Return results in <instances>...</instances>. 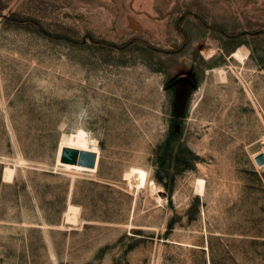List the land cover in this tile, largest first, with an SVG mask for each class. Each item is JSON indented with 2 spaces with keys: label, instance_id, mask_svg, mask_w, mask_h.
Here are the masks:
<instances>
[{
  "label": "rangeland",
  "instance_id": "374dc122",
  "mask_svg": "<svg viewBox=\"0 0 264 264\" xmlns=\"http://www.w3.org/2000/svg\"><path fill=\"white\" fill-rule=\"evenodd\" d=\"M261 151L264 0H0V264H264Z\"/></svg>",
  "mask_w": 264,
  "mask_h": 264
},
{
  "label": "bare ground",
  "instance_id": "6f19581e",
  "mask_svg": "<svg viewBox=\"0 0 264 264\" xmlns=\"http://www.w3.org/2000/svg\"><path fill=\"white\" fill-rule=\"evenodd\" d=\"M64 146L65 147L73 146V148L76 147L77 149L79 148V149L94 151L97 154L96 167L88 168L81 165L63 163V161L61 162L60 157H61L62 148ZM256 154L257 153H255L253 156H255ZM99 159H100L99 149L95 145L94 146L90 145V139L88 133L83 128H79L75 132L69 133L67 138L64 139L59 145L56 154V164L58 166H63L67 169L74 171H91V172L96 171L98 167ZM15 174H16V167L11 165H6L3 172V180L7 182H11L13 181ZM125 179L128 180V183L131 187H134L136 189L149 187L152 195L158 199L167 197L166 190L161 186H158L153 179H149V172L140 166L131 167L125 173ZM195 183L199 194H203L205 192L206 180L203 177H197L195 179ZM79 212H80V207L78 205L68 203L65 212L66 221L71 223L78 221Z\"/></svg>",
  "mask_w": 264,
  "mask_h": 264
},
{
  "label": "water",
  "instance_id": "95a60500",
  "mask_svg": "<svg viewBox=\"0 0 264 264\" xmlns=\"http://www.w3.org/2000/svg\"><path fill=\"white\" fill-rule=\"evenodd\" d=\"M61 160L66 163L92 168L96 166L97 154L92 150L77 149L66 146L62 150ZM254 160L257 165L264 166V151L257 153L254 156Z\"/></svg>",
  "mask_w": 264,
  "mask_h": 264
}]
</instances>
